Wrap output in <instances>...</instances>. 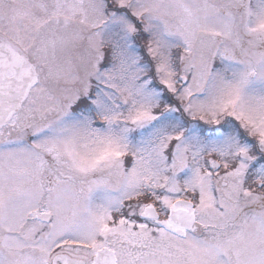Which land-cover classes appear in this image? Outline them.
<instances>
[{
  "label": "rangeland",
  "instance_id": "374dc122",
  "mask_svg": "<svg viewBox=\"0 0 264 264\" xmlns=\"http://www.w3.org/2000/svg\"><path fill=\"white\" fill-rule=\"evenodd\" d=\"M48 1L0 0L1 36L38 42L24 115L0 128V264L90 255L138 187L192 195L220 244L186 241L191 257L264 264V0Z\"/></svg>",
  "mask_w": 264,
  "mask_h": 264
},
{
  "label": "flooded vegetation",
  "instance_id": "af4514ba",
  "mask_svg": "<svg viewBox=\"0 0 264 264\" xmlns=\"http://www.w3.org/2000/svg\"><path fill=\"white\" fill-rule=\"evenodd\" d=\"M6 1L10 2V0ZM43 3L48 5L49 1L43 0ZM52 18L56 19L55 16ZM48 28L50 27L48 26L47 29ZM51 29L53 32L54 26H51ZM40 36L41 31L38 30L36 32L37 40L40 39ZM48 36L49 34H46V40L49 38ZM37 43L38 42L36 41L32 42L28 52H23L12 37H5L0 34L1 61H10L5 72V77L7 79H20L22 74L21 65L24 61H34V59H31L29 56H32V53H34L33 49ZM51 43H53L52 38ZM41 54L46 55L45 52L37 53V55ZM42 61L45 60L43 59ZM30 63L35 69V78L26 88L22 101L19 103V107L9 113L5 122L0 125V128L8 124L11 116L19 114L21 117L24 115L22 105L32 86L37 82L38 77L36 65L32 62ZM210 127L211 126H209V128ZM216 127L222 129L219 127V124H212L213 130ZM95 178H100L104 182L107 180L108 183H112L113 178L117 177H113L112 175L95 174L90 175L89 177L90 180H94ZM84 180L85 179L67 181L76 186V181L80 182ZM100 188H103V183L100 185ZM85 190L86 187L84 190H78V192L81 194ZM112 191L116 192L114 189H112ZM187 191L183 190L180 195V192L175 191L172 193L171 197H168L169 200H167L166 203L161 202L162 205L160 204L159 199L154 196L153 191L142 190L141 187H138V192L131 197H129V194L125 193L123 195L115 196V198L118 199L115 206L116 211L114 210L113 212V218L109 217L107 219L108 231L105 233V237H103L101 244L97 247L93 246L92 250L89 252L90 255H86L84 252H81V254H72L69 251L57 250L53 253L49 264H62V259L66 258V255L83 260L84 264H106L108 261L110 262L111 259L114 260L115 264H127L131 261L133 264H148L155 259H167L170 257L182 264H184L183 259H186L188 264H219L218 262H210L205 258H200V254L191 257L194 247L191 246L192 244L190 243L189 245H186V241L196 238L201 239L206 243L211 242L214 245L220 241L216 240L215 237H211L209 240V232L206 230L205 225L203 226L197 222V203L195 199L192 198V195H188ZM39 213L45 212L37 209L32 214V217L34 219H39ZM34 214H36V217L33 216ZM162 233L170 234L171 238L169 240L171 243L169 240L163 238ZM79 244L78 249H82L84 244ZM161 245L166 247V250L168 251V253L163 254L164 256L158 253V247ZM188 247L190 248V254L184 255L181 258L179 255L181 254L180 252L182 251L183 253L184 249L187 251ZM214 256H217L213 258L215 260L222 258L227 261V264H238L233 248L229 247L228 251H222ZM134 260H136L137 263L134 262Z\"/></svg>",
  "mask_w": 264,
  "mask_h": 264
},
{
  "label": "water",
  "instance_id": "95a60500",
  "mask_svg": "<svg viewBox=\"0 0 264 264\" xmlns=\"http://www.w3.org/2000/svg\"><path fill=\"white\" fill-rule=\"evenodd\" d=\"M9 63L10 61H1L0 58V125L5 122L12 110H16L19 107V103L22 101L26 88L35 78V69L33 65L28 61H24L21 65L22 74L20 79H7L5 77V72ZM183 81H185V78ZM211 164L215 167L220 166L216 161H213ZM33 216L36 217V214ZM38 218L41 221H49L51 215L49 213H39ZM62 261V264H84L83 260L70 257L69 255H66V258H63ZM106 264H115V262L111 259L110 262L108 261Z\"/></svg>",
  "mask_w": 264,
  "mask_h": 264
},
{
  "label": "trees",
  "instance_id": "16d2710c",
  "mask_svg": "<svg viewBox=\"0 0 264 264\" xmlns=\"http://www.w3.org/2000/svg\"><path fill=\"white\" fill-rule=\"evenodd\" d=\"M191 121H192V119H191Z\"/></svg>",
  "mask_w": 264,
  "mask_h": 264
}]
</instances>
